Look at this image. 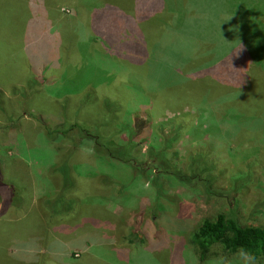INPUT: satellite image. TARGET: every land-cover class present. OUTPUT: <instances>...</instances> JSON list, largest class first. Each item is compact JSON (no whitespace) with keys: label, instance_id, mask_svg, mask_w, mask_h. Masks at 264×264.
<instances>
[{"label":"rangeland","instance_id":"obj_1","mask_svg":"<svg viewBox=\"0 0 264 264\" xmlns=\"http://www.w3.org/2000/svg\"><path fill=\"white\" fill-rule=\"evenodd\" d=\"M183 1L174 6L185 18L189 19L188 13L191 18L215 13L219 22L230 3ZM95 2L100 5L94 6ZM240 2L248 12L264 9V0ZM160 5V0H0V264H219L222 257L240 264L236 254L221 245H213L201 261L191 241L193 231L221 210H233L246 223L264 226L262 119L248 128H231L233 137L226 133L223 139L208 133L207 123H202L175 144L184 163L200 157L214 164L213 186L223 194L219 197L206 196L197 184L188 187L166 181L162 182L164 194L159 195L151 180L155 170L144 176L123 164L101 161L89 149L71 151L69 144L48 142L43 136L44 126L53 125L64 114L71 119L98 116L103 94L96 103L79 108L83 95L92 89L82 85L90 82L96 92H116L111 82L103 84V80L125 76L124 63L113 58L117 47L112 41L121 39V47L139 43L132 31H113V27H119V19L123 25L131 23L130 14L134 18L142 14L138 22L146 30L140 28L154 42L161 25L157 19L148 27L147 21L160 12L149 11ZM237 34L233 43L237 50L239 44L246 46L242 61L248 63V48L257 52L262 35L251 38L243 26ZM258 59L252 69L238 65L251 78H236L230 86H236V98L248 106L239 102L229 107L230 116L241 109L246 117L264 118V71L258 69ZM240 73L244 74L239 70L237 77ZM129 79L131 83L117 99L121 110H141L152 120L149 139L141 145L143 158L171 123L197 124L196 106L168 103L177 107L157 110L145 100L144 77L129 74ZM169 89L168 96L177 94V87ZM69 90L73 93L65 94ZM215 107L211 106L208 118ZM251 122L244 121L245 125ZM62 162L68 163L75 183L64 195L74 202L67 213L54 215L45 199L61 190L63 178L55 166ZM154 205L159 213L163 208L158 218L151 215ZM57 206L54 203L53 208ZM138 208L145 210L144 215L133 217ZM131 229L135 234L129 236ZM137 233L142 242L135 246L130 239ZM86 243H91L89 250L83 247Z\"/></svg>","mask_w":264,"mask_h":264},{"label":"trees","instance_id":"obj_2","mask_svg":"<svg viewBox=\"0 0 264 264\" xmlns=\"http://www.w3.org/2000/svg\"><path fill=\"white\" fill-rule=\"evenodd\" d=\"M160 2L158 8L149 11L159 9V16L157 14L155 18L152 17L147 21L148 27L153 26L157 19L158 25H161L159 27L161 31L158 32L160 36L154 42L148 40L143 31L146 28L138 22L144 16L142 14L137 18L133 17L135 14L128 15V20L131 22L128 25H123L121 19L117 20V24L115 23L119 27L114 26L113 31L128 29L137 35L139 43L132 45L127 42L121 47L118 45L121 39L112 41L113 46L117 47L113 50V58L124 63L125 76L123 75V79L114 78L115 82L117 81L115 85L114 79L103 80V84L107 85L111 82L110 85L114 86L116 92L110 93L104 90L96 92L97 88L90 82L82 85L83 89L90 85L92 89L83 95L79 108L96 103L99 94H103L98 116L71 119L64 114L53 125L44 126L43 136L48 142L69 144L71 151L78 148L89 149L101 161L123 164L144 176L148 171L155 170V174H151V180L157 187L159 195L164 194L162 182L166 181L171 185L183 184L188 187H195L197 184L206 196L219 197L223 194L213 186L214 164L200 157H191L186 164L178 156L174 146L186 132L192 134L202 126V123H207L208 133L212 136L217 134L215 137L221 139L226 133L232 134L231 128L232 130L238 126L242 129L248 128L253 122L261 119L264 122L263 117L260 119H254L250 115L246 117L245 111L241 109L232 116H230L232 112L227 113L229 107L239 106V102L240 106H248L247 102L236 98L234 93L237 90L236 86H230V83L235 84L236 78L240 80L242 77L245 81L251 78V75L238 65L242 64L244 69H252V65H256L255 60L259 58L258 69L264 71V9L248 12L247 8L241 6L240 0H229L230 3L224 7V17H221L224 20L219 22L215 13L199 14L193 18L188 13L186 16L189 19L185 18L174 6V3H184L183 0H160ZM96 5L100 3L94 6ZM115 6L123 11L119 3ZM169 10L173 11L169 13ZM242 26L251 38L262 35L261 46L258 47L257 52V48L252 49L249 46L248 63L242 61L243 53L245 54L246 51L243 49L244 45L239 44L240 50H237V44L233 43ZM244 48L246 49V46ZM239 59L240 63H238ZM239 70L244 74L240 73L237 77ZM129 74L144 77L146 85L143 89L147 95L145 100L157 110L168 103L196 106L194 115L197 124L181 127L180 123H171L167 131L158 134L160 140L148 147L144 158L140 154L141 145L149 139L152 120L141 110L122 111L117 100L130 82ZM112 76L110 75V79ZM173 86L177 87V94L170 97L167 91ZM71 93L73 90L66 91L65 94ZM61 94L63 93L56 95ZM169 105L166 107H177ZM222 105L223 107H219ZM211 106L216 107L212 118H208L207 115L213 110ZM247 119L252 122L245 125L244 121ZM262 134L264 135V131ZM147 160L149 164L145 165ZM55 170L61 173L63 178L61 190L45 199L46 208L54 215L64 214L72 209L74 198L66 197L64 193L66 189L75 186L67 162L55 166ZM54 203L59 204L58 209L53 208ZM157 208L155 205L150 207L153 218H158L163 212V208H160V213ZM144 212V209L138 208L133 217L142 216ZM134 225L133 221L131 226L135 229ZM129 232V236L135 234L132 229ZM191 241L198 248L201 261L213 245H221L226 252L234 254L241 247L247 248L256 254L259 262H264V226L246 223L233 210H221L213 218L203 219L193 231ZM141 242L138 233L130 239V243L135 246Z\"/></svg>","mask_w":264,"mask_h":264},{"label":"clouds","instance_id":"obj_3","mask_svg":"<svg viewBox=\"0 0 264 264\" xmlns=\"http://www.w3.org/2000/svg\"><path fill=\"white\" fill-rule=\"evenodd\" d=\"M236 258L240 261V264H259L256 254L244 247L237 250ZM219 264H232V261L226 257H222Z\"/></svg>","mask_w":264,"mask_h":264},{"label":"crops","instance_id":"obj_4","mask_svg":"<svg viewBox=\"0 0 264 264\" xmlns=\"http://www.w3.org/2000/svg\"><path fill=\"white\" fill-rule=\"evenodd\" d=\"M91 244V243H90ZM89 244V245H90ZM89 245H87V243L83 246V247H85L86 249H88L89 250V248L91 247V246H89ZM84 249V248H83ZM85 250V249H84ZM91 251V250H90ZM88 252V251H87Z\"/></svg>","mask_w":264,"mask_h":264}]
</instances>
